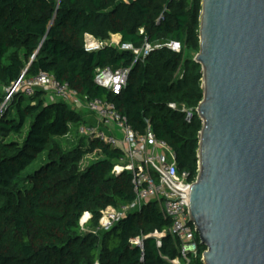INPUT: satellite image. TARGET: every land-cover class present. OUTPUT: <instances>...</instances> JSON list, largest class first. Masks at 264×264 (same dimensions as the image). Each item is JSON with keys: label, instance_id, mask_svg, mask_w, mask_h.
<instances>
[{"label": "trees", "instance_id": "obj_1", "mask_svg": "<svg viewBox=\"0 0 264 264\" xmlns=\"http://www.w3.org/2000/svg\"><path fill=\"white\" fill-rule=\"evenodd\" d=\"M201 17L202 0H0V85L10 88L23 76L45 72L68 83L83 101L114 103L137 133L149 122L175 152L180 171L194 177L204 74L192 53H200ZM86 35L100 41L118 35L135 47L177 42L183 50H156L132 69L128 86L114 96L95 83L97 70L127 68L133 55L112 46L88 53ZM3 103L0 96V107ZM10 103L14 110L0 115V264H172L179 251L171 235L161 248L152 238L144 239L143 249L134 242L169 231L171 223L155 202L100 236L83 237L85 214L92 216L86 227L95 228L107 208L135 201L131 175L114 174L121 152L98 141L88 150L64 146L74 132L80 136L83 114L63 101L48 102L43 93L19 94ZM171 104L193 110V118L188 121ZM94 150L102 158L82 169L83 158ZM41 155L44 164L26 175ZM205 251L200 245L191 264H204Z\"/></svg>", "mask_w": 264, "mask_h": 264}, {"label": "water", "instance_id": "obj_2", "mask_svg": "<svg viewBox=\"0 0 264 264\" xmlns=\"http://www.w3.org/2000/svg\"><path fill=\"white\" fill-rule=\"evenodd\" d=\"M200 38V170L186 202L204 264H264V0H202Z\"/></svg>", "mask_w": 264, "mask_h": 264}, {"label": "built area", "instance_id": "obj_3", "mask_svg": "<svg viewBox=\"0 0 264 264\" xmlns=\"http://www.w3.org/2000/svg\"><path fill=\"white\" fill-rule=\"evenodd\" d=\"M167 1L180 3L182 0ZM166 11L159 17L158 23L165 20ZM107 46L116 47L133 55L132 64L127 68L97 70L95 83L114 96H120L126 89L132 69L145 63L156 50L164 47L174 53H181L183 50V46L177 42L154 45L146 41L143 46L135 47L132 44H123L121 39L117 42L112 38L109 43H103L95 41L91 35L85 36V50L88 53L98 52ZM37 93L45 94L52 101H63L76 110H86L89 115L95 117L97 122L84 123L79 127V134L87 140L98 141L122 154L114 168V174L129 173L131 175L135 201L130 206H122L117 210L109 207L103 211L100 221L102 228L108 230L129 214L142 213L148 205L155 202L163 217L170 221L171 227L169 231H156L143 238H136L135 244L143 249L144 239L152 238L156 240L157 247L161 248L163 240L169 234L177 242L179 251V255L170 262L191 264V260L199 255L201 244L190 215L189 203L186 200L189 198L187 191L196 183L199 171L194 177L188 172H181L175 152L167 142L156 137L149 122L146 131L139 134L120 114L114 103L101 99L83 101L78 91L72 89L68 83L60 82L45 72L31 79L21 77L13 83L0 107V115L4 113L7 104L16 95L22 94L31 98ZM170 108L185 113L188 121L193 118V110L185 107L178 108L176 104H171ZM196 113L198 114V108Z\"/></svg>", "mask_w": 264, "mask_h": 264}, {"label": "rangeland", "instance_id": "obj_4", "mask_svg": "<svg viewBox=\"0 0 264 264\" xmlns=\"http://www.w3.org/2000/svg\"><path fill=\"white\" fill-rule=\"evenodd\" d=\"M113 38V37H112ZM111 38V39H112ZM111 39L110 40H108V41H100V40H98V39H96L95 38V41H97V42H103V43H109L110 41H111ZM115 41H118V40H116V39H114ZM170 42H168V43H164L163 45H166V44H169ZM192 56H194L195 58L197 57V55H195V54H193L192 53ZM195 60V59H194ZM8 89L9 88H7V87H3V86H1L0 85V96H2V97H4V101H5V99H6V97H7V91H8ZM47 100H48V102H50V101H52L51 99H49V98H47ZM8 109H10V110H14L13 109V105L11 104V103H8L7 104V107H6V110H8ZM78 110V112H80V114L82 115V114H84V112L86 111V110H84L83 111V109H77ZM80 135V134H79ZM15 140H21L19 137H13ZM82 138H84V137H82L81 135L80 136H77L76 134H75V132H74V134H73V136H72V139H70V141L68 140H63V142H64V146H66V149H68V150H74L77 146H79V145H82L83 146V148L85 149V150H88V149H90V146H91V143H92V140H90V139H86V138H84V139H82ZM76 146V147H75ZM102 158V153L99 151V150H94L93 152H90L89 154H87L84 158H83V160H82V162H81V168L82 169H85V168H87V167H89L91 164H93L94 162H96V161H98V160H100ZM45 160H46V155H41L39 158H38V160L36 161V163L33 165V166H31L27 171H26V175L27 174H30V173H32V172H34L36 169H38V168H40L43 164H44V162H45ZM106 213V212H105ZM103 216V215H102ZM92 218V216L89 214V215H87V214H85V216H84V218H83V220H82V227H83V231H82V233H83V237H84V235H89V234H92V235H95V236H100V235H102L103 233L102 232H104V230L105 229H103L102 228V226H101V223L99 222V224H98V226L97 227H95V228H88V227H86V223L90 220ZM101 221V220H100ZM99 264V263H98Z\"/></svg>", "mask_w": 264, "mask_h": 264}, {"label": "crops", "instance_id": "obj_5", "mask_svg": "<svg viewBox=\"0 0 264 264\" xmlns=\"http://www.w3.org/2000/svg\"><path fill=\"white\" fill-rule=\"evenodd\" d=\"M113 38L116 39V40H118V41L121 39L120 36H118V35L113 36ZM83 111H84V109H83ZM83 115H84V123L95 124L97 122V120L95 119V117L89 115L86 111L84 112Z\"/></svg>", "mask_w": 264, "mask_h": 264}]
</instances>
